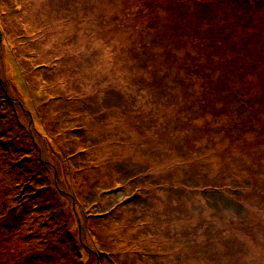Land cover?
I'll use <instances>...</instances> for the list:
<instances>
[{
	"label": "rangeland",
	"instance_id": "rangeland-1",
	"mask_svg": "<svg viewBox=\"0 0 264 264\" xmlns=\"http://www.w3.org/2000/svg\"><path fill=\"white\" fill-rule=\"evenodd\" d=\"M195 1L0 0V264H264L260 230L233 231L246 249L235 253L197 239L195 227L212 208L224 219L213 229L264 227V0L202 4L214 12L219 46L195 33L204 21ZM234 4L248 11L239 17ZM203 44L235 50L230 74L255 59L251 71L208 82L212 92L196 85L186 101L188 78L168 61ZM161 79L173 88L152 87ZM251 151L261 152L256 161ZM87 162L99 168L95 184ZM220 173L260 186L252 200L243 187L246 200L234 204L182 188ZM127 196L131 229L96 218Z\"/></svg>",
	"mask_w": 264,
	"mask_h": 264
},
{
	"label": "trees",
	"instance_id": "trees-1",
	"mask_svg": "<svg viewBox=\"0 0 264 264\" xmlns=\"http://www.w3.org/2000/svg\"><path fill=\"white\" fill-rule=\"evenodd\" d=\"M195 2L198 3V5L200 4L199 5L200 7L195 6V12H197V14H195V16L197 18L204 19V21H200L197 26L194 25L195 29H196V31L194 30L195 33L197 35L201 34L202 36H204V37H202V39L205 38V41L209 42V43L213 41V39H214L213 37L215 35L216 36L215 38H217V40L214 42H215V44L217 43L219 46L221 44V41L219 38L220 37L219 35H221V33L220 32L214 33V30H212V26L210 24V21L212 19H214V17H213L214 12L212 11L213 13H211L210 10L206 9V8H209L210 5L219 6L220 2L223 3L225 1L224 0H222V1L221 0H213L212 2H210L208 0H196ZM202 4H210V5L203 6ZM200 8L206 9V10L201 11L202 18L200 17L199 12H198L200 10ZM239 8H241L243 10H241ZM167 9L169 10V12H171V8H167ZM247 9H248L247 6L239 7L237 4H234V10L232 13L241 17L240 11L244 12V10H246L245 12H247L248 11ZM174 11H175V9H174ZM241 21L242 20L240 19L239 23H241ZM178 23H179L178 24L179 29L184 30V32H186V30H185L186 28L184 26L186 24V22L184 21V17ZM190 29H193V28H190ZM237 29H239V28L237 27ZM223 31H225V30L223 29ZM232 33L233 32H231L230 35ZM188 39L192 40L193 38L190 37ZM170 41H174V40L170 39ZM179 41L183 43L184 39L181 38ZM184 44L186 45L187 43H184ZM216 45H214V46L210 45L209 46L208 44H203V46H202V48H200V50H195V51L191 50L190 52L185 51V53L187 55L184 58L173 57L175 59L174 63H171L170 60L168 61V63L170 65H173L175 67H180L179 71L182 72L185 75V77L188 78L187 79L188 82L185 84V90H183V92H184L183 97L184 98H182V99H186V101H190V102H192L191 100H196V95H195L196 93L194 94L192 92L195 89V86L198 84L202 85L203 88L206 89L207 91L212 92L213 87H211V86L209 88L207 87L208 84H210L212 81L222 80L223 78L231 77L234 74L235 75H241V73L244 71H251L252 66L250 64H251L252 60L254 61L255 57L250 55V57H251V60L249 61L250 64L248 62H246V60H245L246 64L244 63L245 64L244 68H238L234 71V74H230L228 72V69H227V64L229 66L230 62L235 60V58H234V55H235L234 51L235 50H233L231 52H225L224 49L222 50V48H220ZM212 48H215V50H212ZM216 57L221 59L218 64L214 61V59ZM169 66L167 65L166 67H169ZM152 69H153V71H156L158 69V66H152ZM169 70H171V67H169ZM159 71L161 73H164V77H169V75L171 74L169 71H164V68L162 70H159ZM217 73L219 74L218 77H217ZM216 77H217V79H216ZM231 81H232V78H231ZM208 82H210V83H208ZM181 84H183V83H179V81H177L173 85H175L178 89L175 91H173V90H171V91L176 92L175 94H177L180 91ZM210 85H212V84H210ZM152 87H154L156 89H160V87H164V88L166 87V90L173 88V87H169L168 84H165L163 79H161V82H156V83L152 84ZM163 95H165V94H163ZM163 95H161V96H163ZM197 96H200V93ZM199 110L202 111V108L200 107ZM189 111L191 112L192 110L189 108ZM197 112H199V111H195L194 113H197ZM192 116H193V114L191 116H189L188 118H190ZM188 125L190 126L192 124H188ZM79 146L83 149H87V148L91 147V146H86L85 144H81ZM82 152H83V155H86L88 157V159H90V155L88 154L87 151L82 150ZM259 155H261V152L251 151V153H250V157L252 159H254L255 161ZM92 160H94L95 163H100V161H98L97 159L93 158ZM261 161H262V157H261ZM90 163L91 162L86 163V168L83 170V172L86 171V174L91 172L93 175V178H91V182H92V184H95V181L100 180L99 173H98L99 168L92 166ZM257 171H259V167H257ZM263 173H264V167H263V171L259 175L262 176ZM185 180L188 181L187 179H185ZM186 181H183L182 188L184 191L190 192L193 196H199V195L203 196L205 194L206 197H210V195L227 194L228 198L232 200L231 203H233V204L244 202L246 200V197L249 198L250 200H252L254 193L257 191L256 187L260 186L257 183L256 179L254 181H252L251 179H240V183L236 182L237 184H234L235 180L228 179V177L224 176L221 173L218 174V176L211 177L210 179H208V181L205 179V182L201 185L199 184V180L197 181V183L186 182ZM116 184H118V185H115L116 189L119 187L120 188L123 187L122 184H119V183H116ZM240 184H242V185H240ZM232 185H238V186H232ZM245 186H248L247 190H246V191H248V193L246 194V197H244L242 195V192L244 191L243 187H245ZM143 194H144V189L143 190L138 189V191L135 192L134 196H140ZM127 197L128 198L126 200L120 201L117 204V207L113 208L107 215L103 216V215L99 214L96 216V218L101 219L102 222L107 220V219L114 220V219L118 218V221H120L122 224V230L123 231L131 229L132 225H130V223L127 222V220H128L127 217L125 219H124V217H122V209L121 208L122 207L124 208L125 205H127L133 201L132 197L131 198H130V196H127ZM242 199H244V201H242ZM258 204H261L264 206V196L258 201ZM239 206L244 208L241 204ZM111 213H113L114 216H111ZM211 213H212L211 217L213 216L212 218H203L198 222L200 224L198 226H195L198 229L199 228L203 229V235L196 236L197 239H200V238L203 239V237H205V241L203 240V242L208 244V245H213V246H215L216 244H220L223 246L228 245L229 251H233L235 253L236 252L242 253L243 251L246 252V249H245L244 245L241 244L242 241H238V234H239V237L241 236L242 238L246 235L250 236V238L251 237L254 238V232L255 231L260 230V234L264 233V227L261 224L263 222L261 220H257L253 226L248 225V226H251V228H247V225H245L244 220L239 219V222H241V225L244 224L246 226V229H248L247 230L248 232H245L242 229L239 230V227L237 225H235V223L233 221H230L228 223L226 222L225 228L213 229V228H211L210 225L217 226L213 222H217L218 220H224V219H223V216H221L220 211H218L215 208H212ZM96 220L99 221L98 219H96ZM161 221L162 220H160V223H161ZM209 222H212V223H209ZM148 223L141 222V223H138L137 225L138 226L146 225V227H148L150 225V223H149V225H148ZM198 223H196V224H198ZM189 231L184 230L182 233H183V235L187 236ZM233 231H236L238 234H236ZM194 232H196L195 229H194ZM226 233H228L230 235V237L235 239V240H233V241L229 240V242L227 243L226 242V236H225ZM243 233H245V234H243ZM212 242H216V243H212ZM196 245L199 247V250H200L201 246L198 243H196ZM114 256H116L115 252L112 253L111 257L114 259ZM114 264H118V261L116 260L114 262Z\"/></svg>",
	"mask_w": 264,
	"mask_h": 264
}]
</instances>
